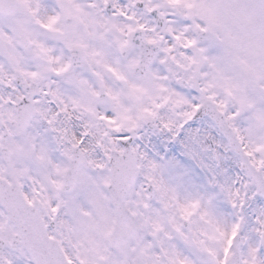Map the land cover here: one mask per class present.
I'll use <instances>...</instances> for the list:
<instances>
[{"label":"snow or ice","instance_id":"1","mask_svg":"<svg viewBox=\"0 0 264 264\" xmlns=\"http://www.w3.org/2000/svg\"><path fill=\"white\" fill-rule=\"evenodd\" d=\"M0 264H264V0H0Z\"/></svg>","mask_w":264,"mask_h":264}]
</instances>
